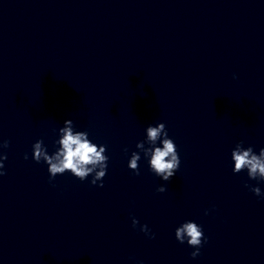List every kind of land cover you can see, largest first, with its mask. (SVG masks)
<instances>
[{"label":"clouds","instance_id":"1","mask_svg":"<svg viewBox=\"0 0 264 264\" xmlns=\"http://www.w3.org/2000/svg\"><path fill=\"white\" fill-rule=\"evenodd\" d=\"M235 78V77H234ZM74 122L71 119L64 121V126L59 129V139L56 143L59 145L57 150L49 154L44 141L37 140L33 146V160L39 163L44 161L48 165L50 182L58 175L70 172L80 181L86 180L92 176L91 184L103 187V178L107 173L108 159L105 155L107 148L105 145L94 144L89 138L86 131H75ZM146 139L137 142L136 148L138 152H132L128 162V167L137 176L140 175L139 161L141 159L140 152H143L144 157L148 158L150 170L163 181L168 182L175 176L180 167L181 160L177 151L176 144L168 136L166 125L157 123L155 126L149 124L146 127ZM159 141V146L157 142ZM145 144L148 147H145ZM244 142H238L231 152L233 161V173L238 174L247 170V175L250 180L264 182V148H261L259 153L254 152L252 146L244 147ZM10 146V141L0 140V150H6ZM125 152L128 150L125 148ZM25 159H28L25 154ZM7 160L5 151H0V177L6 175L4 161ZM245 187L256 195L264 198V193L260 187L245 184ZM166 187L161 185L157 188V192L163 193ZM207 215V211L205 212ZM139 225V221L133 217L132 227L135 229ZM139 230L150 239L155 238L150 232L148 226L139 225ZM176 240L183 244H187L195 249L190 253L195 259L200 255V248L207 238L204 236L202 226L194 221H186L175 230Z\"/></svg>","mask_w":264,"mask_h":264}]
</instances>
